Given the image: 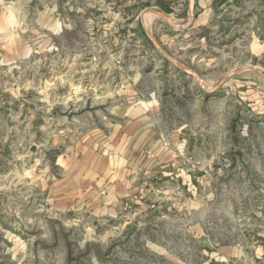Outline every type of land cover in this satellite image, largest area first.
<instances>
[{
    "label": "rangeland",
    "instance_id": "1",
    "mask_svg": "<svg viewBox=\"0 0 264 264\" xmlns=\"http://www.w3.org/2000/svg\"><path fill=\"white\" fill-rule=\"evenodd\" d=\"M188 4L0 0V264H264V0ZM128 107L172 163L115 217L48 205L65 132Z\"/></svg>",
    "mask_w": 264,
    "mask_h": 264
},
{
    "label": "crops",
    "instance_id": "2",
    "mask_svg": "<svg viewBox=\"0 0 264 264\" xmlns=\"http://www.w3.org/2000/svg\"><path fill=\"white\" fill-rule=\"evenodd\" d=\"M198 9L194 25H206L213 0H188ZM147 109L109 111L83 129L65 132L64 153L43 173L40 183L48 205L57 211L115 217L127 202L142 197L152 171L173 161V140L151 121Z\"/></svg>",
    "mask_w": 264,
    "mask_h": 264
},
{
    "label": "water",
    "instance_id": "3",
    "mask_svg": "<svg viewBox=\"0 0 264 264\" xmlns=\"http://www.w3.org/2000/svg\"><path fill=\"white\" fill-rule=\"evenodd\" d=\"M161 14L167 19V20H169L170 21V19H169V15L167 14V13H165V12H161ZM150 37V36H149ZM150 39H152L151 37H150ZM156 47L162 52V50H161V48L156 44ZM163 53V52H162ZM173 64H175V65H177L178 67H181V68H183V69H187L184 65H182V64H180V63H178V62H176V61H174L172 58H170L168 55H166L165 53H163ZM254 68H256V67H254ZM239 69H236V70H234L232 73H234V72H236V71H238ZM197 77V76H196ZM63 78H65L64 76H63ZM198 78V77H197ZM228 78V76H226V77H224L222 80H221V82L220 83H223L226 79ZM202 82V81H201ZM203 83V82H202ZM92 246L94 247V249L97 251V253L99 254V255H101V256H103V253H102V251L99 249V247L96 245V244H94V243H92Z\"/></svg>",
    "mask_w": 264,
    "mask_h": 264
}]
</instances>
